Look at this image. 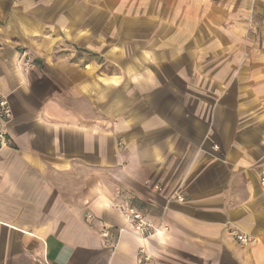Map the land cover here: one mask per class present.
<instances>
[{
    "label": "crops",
    "instance_id": "obj_1",
    "mask_svg": "<svg viewBox=\"0 0 264 264\" xmlns=\"http://www.w3.org/2000/svg\"><path fill=\"white\" fill-rule=\"evenodd\" d=\"M0 90V264H264V0H0Z\"/></svg>",
    "mask_w": 264,
    "mask_h": 264
},
{
    "label": "built area",
    "instance_id": "obj_2",
    "mask_svg": "<svg viewBox=\"0 0 264 264\" xmlns=\"http://www.w3.org/2000/svg\"><path fill=\"white\" fill-rule=\"evenodd\" d=\"M30 64V59L26 60ZM14 116V110L12 104L7 95L3 94L0 90V147L7 145L9 143L10 137L8 133V128L11 125ZM261 184L264 187V176L261 178ZM178 200L183 201L184 197L178 196ZM131 218L133 219V225L137 232L142 234H150L156 229L150 222L146 221L143 215L136 211L134 208L129 209ZM234 236L237 241L242 244H248L250 238L240 232L234 231ZM103 235L108 237V231L104 230Z\"/></svg>",
    "mask_w": 264,
    "mask_h": 264
},
{
    "label": "rangeland",
    "instance_id": "obj_3",
    "mask_svg": "<svg viewBox=\"0 0 264 264\" xmlns=\"http://www.w3.org/2000/svg\"><path fill=\"white\" fill-rule=\"evenodd\" d=\"M28 59H30V58H29V57H26V58H25V60H28ZM30 60H31V59H30Z\"/></svg>",
    "mask_w": 264,
    "mask_h": 264
}]
</instances>
